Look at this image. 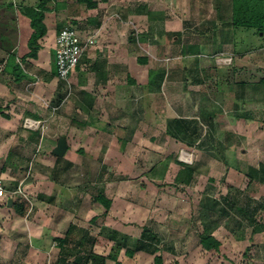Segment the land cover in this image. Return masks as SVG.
I'll return each instance as SVG.
<instances>
[{
    "label": "rangeland",
    "instance_id": "obj_1",
    "mask_svg": "<svg viewBox=\"0 0 264 264\" xmlns=\"http://www.w3.org/2000/svg\"><path fill=\"white\" fill-rule=\"evenodd\" d=\"M113 2L117 4L112 10H109L110 7L105 9L113 16H124L125 9L133 7L137 13L134 24H129L128 30L130 37L135 39L131 53L132 56L149 59L147 64L139 66L135 73L137 79L141 82L153 81L156 68H165L167 74L164 75L160 93L148 87L149 84H139L143 90L140 93L142 101L146 100L140 109L137 107L139 103H135L137 99H133L131 106L132 113H137L135 119L130 116L129 110H123L130 108V102L122 103L113 110L105 106L106 112L119 115L103 118L104 105L102 101L97 102L98 95L84 92V101L80 105L76 102L80 89L67 85L59 98L60 103L55 102L51 106V99H39L37 106L43 113L49 110L46 112L49 116L48 129L62 121L68 126L71 121L64 118L73 117L75 125H72V130L77 134L73 136L71 128L68 131L62 129V133L66 132L72 139L71 146L75 149L72 152L75 166L68 185L73 187L75 195L83 193L87 197L89 202L86 207L105 212L106 208L96 201L102 193L112 201L109 211H114L111 216L114 223L125 228L136 227L137 235L144 229L166 231L167 238L160 244L161 251L169 245L167 241L171 238L180 242L176 231L183 233L188 227L193 237L190 244L194 247L198 245V231L203 233L205 227L202 226L208 225L211 218H217V210L224 208L225 212H219V226L215 228L226 227L228 231L223 233L226 236L231 234V239L241 240L244 235L239 244L230 239L234 245V264H264V231L252 238L254 226L232 205L237 191H241L239 205L245 206L246 198L252 200L250 212H254L255 207L264 201V182L249 177L251 169L257 170L258 176L263 177L260 171L264 164V35L258 37L254 29H234L233 14L238 9L233 0ZM119 3L120 7L117 6ZM70 10L73 9L69 8L67 12L71 13ZM96 12L100 14V11ZM162 21L169 33L179 34L165 38L164 43L167 45V41L168 46L164 49L160 46L162 40L151 39L153 43L157 42L153 46L148 39L150 22L158 30ZM70 25L67 23L65 27ZM51 36L47 37L49 39L40 55L41 62L47 60L46 64L54 70L55 56L52 55L50 60L52 48L48 44ZM23 44L27 45L25 40H21L20 45ZM231 53L236 55V62L229 55ZM230 58L234 63L229 61ZM163 63L168 64L164 66ZM0 79L5 80L2 68ZM194 81H199V84ZM233 81L238 91L248 90L249 103L247 106L242 103L245 112L232 104L230 93V96L227 95V91L232 90ZM248 84L250 88L243 86ZM57 111L61 118L56 117L59 115ZM247 112L253 119L246 122L237 119ZM209 116L213 117L212 124L205 120ZM178 118L197 122L199 139L194 145L187 146L168 135L169 124L177 125ZM85 123L88 128L80 134L79 125ZM44 124L40 122L38 128ZM230 124L233 129L236 126L239 129L235 130L237 137L228 149L229 136L226 132ZM79 146L83 147L82 153L76 152ZM186 166H190L194 174L192 180L185 184L181 181L186 175L180 171L188 168ZM33 168L31 166L30 170ZM226 201L232 207L227 208ZM207 207L215 208V211L213 217L209 216L204 221L202 211ZM255 220L257 224L264 225V214L257 213ZM225 223L230 224L225 226ZM178 244L176 248L180 249L181 244ZM13 250H5V264H23L19 262L22 260L20 253ZM167 255L171 264H175L174 255Z\"/></svg>",
    "mask_w": 264,
    "mask_h": 264
},
{
    "label": "crops",
    "instance_id": "obj_2",
    "mask_svg": "<svg viewBox=\"0 0 264 264\" xmlns=\"http://www.w3.org/2000/svg\"><path fill=\"white\" fill-rule=\"evenodd\" d=\"M39 1L0 0V32L5 39V50L0 48L4 54L0 55V58L5 57L7 60L9 57L6 40H13V42L19 40L20 43L16 44L18 47L21 40L30 39L33 29L30 19L24 14V8L37 7ZM45 1H48L46 8L50 11L45 14L44 23L47 27V35L44 41L47 42L49 39L47 37L52 34L51 41L48 43L52 48L50 60L52 55L54 56L56 37L67 23L74 25L81 36L95 38L96 43L86 51L80 65L70 76L69 82H63L61 86L57 76L50 80L40 78L39 80L16 81L10 72L6 71L5 64V80L0 79V180L3 181L9 193L19 188L23 193L9 195L7 200L0 201V264H5L3 260L5 250L11 248L14 249L12 252L20 253L19 258L22 260L19 262L23 264H73L77 258H85L92 247L94 254L107 259L106 264H155L156 256L162 257L164 264H171L167 254L174 255L175 264H234L235 257L232 249L234 245L230 242L232 236L228 234L229 237L223 233L228 231L226 227L215 228L219 226L216 218H211L208 225L202 226L205 227L203 233L199 234L200 230L198 231V245L196 244L195 247L190 244L193 240L190 227L183 233L177 230L176 233L181 238L180 242H177L175 238L169 239L167 241L169 245H165L163 251H161L160 244L167 238L166 231L162 233L158 229L152 230L151 233L157 237V240L155 250L150 252L145 248H138V241L142 239L145 229L137 235V228L134 226L125 228L116 225L111 218L114 214L112 209L107 214L106 211L101 212L99 208L86 207L89 202L86 201L87 197L83 193L75 195L73 187L68 185L75 166V157L72 154L75 149L71 146L72 139L66 132L62 133L63 128L67 131L74 128L72 127L75 125L73 117L64 118L71 121L69 128L62 121L58 125L49 126L48 129L46 124L49 116L46 112L49 110L43 113V110L37 106L39 99H51V106H53L58 89L62 87L64 90L67 85L69 88L80 89L79 95L76 96L78 104L83 103L84 92L89 91L94 96L98 95L97 102L102 101L104 105V111L101 113L103 118H110V115L113 117V114L116 118V115H119L112 111L111 113L106 112L105 106L113 110L122 103L130 102L128 103L130 108L123 110H129L130 116L135 119L137 113H132L131 105L134 104L132 101L137 99L135 101L136 105L139 103L137 107L140 109L143 107L146 99L142 101L143 95L140 93L143 90L139 84L145 86L150 82L148 80L141 82L135 75L139 66L142 65L138 61L139 56H132L133 42L128 32L129 24H134L137 17L134 7L129 10L124 7L125 15L122 17L113 16L105 10L109 7V10H112L111 8L116 6L117 3H114V0H93L97 5L92 9L85 4H78L77 0ZM117 6L120 7V3ZM130 6L132 7V4ZM69 8L73 9L70 10L71 13L67 12ZM96 10L100 11V14H97ZM150 23L149 31H151L148 39L152 43L149 42V44L155 46L157 42L153 43L151 39L157 38L163 41L160 46L164 49V46H168L167 41L165 45L164 39L170 37L168 28H164L163 21L158 30L152 22ZM12 32V37H10ZM40 53L38 59L29 60L28 66L24 68L33 77L37 76L40 70L51 73H55L56 70L46 64L47 60L44 63L41 62ZM229 55L234 57V61L236 60L234 53ZM154 59L158 60L156 57ZM231 63H234L233 59ZM163 64L167 66L168 63ZM0 68L3 73L4 66L0 65ZM159 72L167 74L165 68H158V70L156 68L155 74ZM130 77L134 80L133 82L129 80ZM162 81L150 88L160 93L163 86ZM194 83L199 84V81H194ZM234 86L233 81L232 90L227 91V95L230 93L232 104L245 112L242 103L244 106L249 103L247 101L249 100L248 90L238 91ZM243 86L249 87V84ZM57 112L59 115L56 117L61 118L60 112ZM27 120L45 124L41 128L31 129L26 126ZM205 120L212 124L213 117H206ZM246 120L240 119L241 122H246ZM86 128H88L87 123L81 124L78 131L81 134ZM236 129H239L238 126L233 129L230 124L226 132L228 136L231 135L230 141H233V144L232 135L237 137ZM71 133L73 136L77 134L73 130ZM62 136L67 140L68 150L63 157H55L53 150ZM82 148L79 146L76 152L82 153ZM31 166L34 170H30ZM10 200L11 205H9ZM24 202H26V211L21 214L18 207ZM227 225L228 223H225V226ZM207 228L211 229L210 235L220 242L218 251L207 250L201 243V236ZM258 234L255 235L258 236ZM242 237L244 235L241 236V240L238 238L231 240L239 244L242 242ZM83 240L86 241V251L78 245ZM178 243L181 244L180 249L176 248Z\"/></svg>",
    "mask_w": 264,
    "mask_h": 264
},
{
    "label": "trees",
    "instance_id": "obj_3",
    "mask_svg": "<svg viewBox=\"0 0 264 264\" xmlns=\"http://www.w3.org/2000/svg\"><path fill=\"white\" fill-rule=\"evenodd\" d=\"M105 1V0H104ZM237 6L236 9L237 12L233 14V20H232V25L235 28H246V29H254L256 35L258 37H261V34L264 35V0H233ZM78 4H85L89 9L95 8L96 7V2L93 0H77ZM48 4V1L45 0H40L38 3L37 7H32V8H24V14L28 16L30 19V24L33 29V33L28 41H26L27 45L24 46L20 45L17 47V41H6V44L8 45V59L5 60L4 58H0V65L4 66L3 70V75H5V64H6V71L10 72V74L13 76V78L16 81L19 80H39L40 78L45 79V80H50L53 79L54 77L57 76L56 70L55 73L51 72H46L44 70H40V72L37 74V76L33 77L31 74L27 73L25 71V66H28L29 60L32 59H38L40 51L43 49L44 46V38L47 35V27L44 23L45 21V14L47 11H50L48 8H46ZM63 29V28H62ZM59 33L61 32V30ZM58 33V34H59ZM169 35H178L175 33H169ZM131 42L134 41L132 37H130ZM5 39L3 40V35L0 32V48H3L5 50ZM6 45V46H7ZM54 56H55V51H54ZM140 64H147L148 60L147 58H141L139 57L138 59ZM165 73L159 72L157 74H154L153 76V81L150 82L149 86L153 87L154 85L157 84V82H161L164 78ZM129 80L133 82L134 80L130 77ZM60 86L62 85L63 81L60 80ZM62 87H60L57 91V97L55 102L60 103V96L62 93ZM54 103V102H53ZM249 113V115H248ZM250 112L244 113L243 116L239 115V119H253L252 116H250ZM246 115V116H245ZM180 121H177V125H172L169 124V129L167 131L168 135H171L172 138H176L188 146H192L195 142L198 141L199 139V132H198V126L197 122L193 120H186L182 118H178ZM176 122V120L174 121ZM183 122V123H182ZM81 126V125H80ZM264 126V125H263ZM231 136V135H230ZM230 136L228 138V145L226 148H230L232 146L233 141H230ZM233 138H235V135H232ZM180 165H185L178 163ZM185 170L180 171L182 175H186L185 179H182L181 182L188 183L190 180L193 178V170L190 166H186ZM252 174H249V177L251 180L258 181L261 180L264 182V164L261 166V171L260 174L263 177L258 176V171L251 169ZM54 176V175H53ZM179 179L181 178V175L179 174ZM178 179V180H179ZM241 191H237V196L234 199V203L232 202V205L236 206L238 208V211L244 216L248 217L250 224L254 226L253 228V235L258 234L259 232L264 231V225H259L257 224V220H255L257 213L264 214V201L259 203L257 207H255L254 212H250V204L252 202L251 199L246 198L245 201V206L239 205V196H240ZM96 201L101 203L105 208H106V213L110 210L112 201L105 197L102 193H100L96 197ZM23 205L18 207V211L23 214L26 211V202L22 203ZM225 206L229 208L230 206L232 207L231 203L226 201ZM28 209V207H27ZM213 211H215V208L207 207L203 208V220H206L209 216L213 217L212 215L214 214ZM218 211V215H216V222L219 220L220 215L219 212H225L224 208H221ZM105 213V214H106ZM262 218V217H260ZM230 223H228L229 225ZM256 226V227H255ZM207 227V226H206ZM210 230L211 229H206L205 233L203 236H201V243L203 246L209 250V249H214L216 251L219 250L220 248V242L217 241L215 238H213L210 235ZM151 240V241H149ZM156 240L157 237L154 236V234L151 233L149 229H145L143 232L142 239L138 241V248H145L152 252L155 250V245H156ZM66 242V241H64ZM68 242V241H67ZM78 245L81 246V249L86 251V241L83 240L82 242H79ZM93 248V247H92ZM92 248L89 249V253L85 258H77L73 264H106V258L98 256L92 252ZM85 259V260H83ZM121 264V263H118ZM155 264H164L162 257H155Z\"/></svg>",
    "mask_w": 264,
    "mask_h": 264
},
{
    "label": "built area",
    "instance_id": "obj_4",
    "mask_svg": "<svg viewBox=\"0 0 264 264\" xmlns=\"http://www.w3.org/2000/svg\"><path fill=\"white\" fill-rule=\"evenodd\" d=\"M95 43V38L81 36L75 26L70 25L63 28L56 37L55 47V64L58 79L69 82L70 76L80 65L86 51L95 45ZM229 61L231 62L232 59L230 58ZM38 124L39 122L37 121H26V126L31 129H37ZM22 193L23 191L20 188L9 193L3 181L0 180V201L7 200L9 195H19Z\"/></svg>",
    "mask_w": 264,
    "mask_h": 264
},
{
    "label": "water",
    "instance_id": "obj_5",
    "mask_svg": "<svg viewBox=\"0 0 264 264\" xmlns=\"http://www.w3.org/2000/svg\"><path fill=\"white\" fill-rule=\"evenodd\" d=\"M68 150V143L65 137H60L57 143V146L53 150V155L55 157H63ZM12 201H9V205H11Z\"/></svg>",
    "mask_w": 264,
    "mask_h": 264
},
{
    "label": "bare ground",
    "instance_id": "obj_6",
    "mask_svg": "<svg viewBox=\"0 0 264 264\" xmlns=\"http://www.w3.org/2000/svg\"><path fill=\"white\" fill-rule=\"evenodd\" d=\"M184 157H185V154H184ZM189 161V160H188Z\"/></svg>",
    "mask_w": 264,
    "mask_h": 264
},
{
    "label": "clouds",
    "instance_id": "obj_7",
    "mask_svg": "<svg viewBox=\"0 0 264 264\" xmlns=\"http://www.w3.org/2000/svg\"><path fill=\"white\" fill-rule=\"evenodd\" d=\"M58 78V77H57ZM60 80V79H59ZM64 82V81H63Z\"/></svg>",
    "mask_w": 264,
    "mask_h": 264
}]
</instances>
